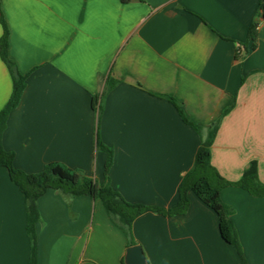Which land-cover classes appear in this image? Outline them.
Returning <instances> with one entry per match:
<instances>
[{"label": "crops", "instance_id": "obj_1", "mask_svg": "<svg viewBox=\"0 0 264 264\" xmlns=\"http://www.w3.org/2000/svg\"><path fill=\"white\" fill-rule=\"evenodd\" d=\"M0 14L9 57L28 74L1 138L14 167L32 173L58 161L101 183L98 139L113 150L114 189L171 207L200 144L174 99L204 135L219 120L210 162L223 178L237 181L255 160L264 183V0H0ZM108 77L116 84L98 114L92 97ZM11 88L0 58V109ZM188 196L181 215L133 220L147 263L242 264L216 213ZM220 197L247 264H264V197L235 185ZM37 205V264H124L127 238L100 199L49 189ZM25 221L24 195L0 166V264H27Z\"/></svg>", "mask_w": 264, "mask_h": 264}, {"label": "trees", "instance_id": "obj_2", "mask_svg": "<svg viewBox=\"0 0 264 264\" xmlns=\"http://www.w3.org/2000/svg\"><path fill=\"white\" fill-rule=\"evenodd\" d=\"M0 24L2 26L0 58L6 65L12 80L11 92L0 109V166L6 167L10 180L24 195L25 230L30 248L27 264H37L36 226L40 220L37 201L49 189L69 197L86 195L91 199H100L109 218L124 232L128 246L135 244L131 233V225L138 215L146 211H154L166 216L181 215L188 208V193L192 192L216 213L222 239L234 247L242 264H247L230 217L232 209L222 201L220 191L227 185H235L243 188L253 196L264 197V183L258 178L257 162L255 160L250 161L237 181H228L223 178L210 162V147L217 132L219 120L208 126L204 135L202 134V126L188 118L181 107V103L177 100L171 99L182 121L199 134L200 144L196 150L192 167L182 176L178 187L177 201L171 207L163 208L132 203L114 189L109 179V170L113 163V150L98 139L96 140V146L106 154L104 180L101 183H98L92 176L87 175L82 169L71 168L58 161L48 162L40 171L32 173L14 167V152L4 149L1 138L10 112L20 103L26 88L28 74L20 73L15 62L9 57L8 28L1 14ZM256 36V23L254 22L248 28L247 37L248 39H255ZM251 47H254V43L251 44ZM115 84L116 81L108 77L104 82L102 92L92 97V107L97 110L98 114L102 99Z\"/></svg>", "mask_w": 264, "mask_h": 264}, {"label": "water", "instance_id": "obj_3", "mask_svg": "<svg viewBox=\"0 0 264 264\" xmlns=\"http://www.w3.org/2000/svg\"><path fill=\"white\" fill-rule=\"evenodd\" d=\"M124 264H148L141 245L133 244L126 248Z\"/></svg>", "mask_w": 264, "mask_h": 264}]
</instances>
